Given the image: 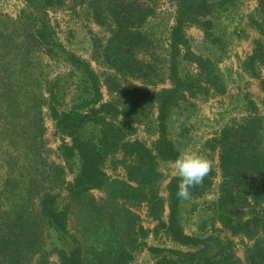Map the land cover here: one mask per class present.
Listing matches in <instances>:
<instances>
[{
	"label": "trees",
	"instance_id": "1",
	"mask_svg": "<svg viewBox=\"0 0 264 264\" xmlns=\"http://www.w3.org/2000/svg\"><path fill=\"white\" fill-rule=\"evenodd\" d=\"M28 1L40 5L43 12L41 17L33 12L24 14L22 34L11 29L14 33L7 29L6 23H0V40L4 49L11 50L13 55V61L8 66L4 63L3 67L0 96L5 97L6 102L0 105V117L11 123L12 117L18 118V112L22 110L25 113L22 124L18 125L23 130L20 136L23 141L17 142L11 137L5 144L3 134L8 133V129L3 126L4 130L0 131V158L6 165L0 172V182L4 187L3 203H6V206H0V264L25 263L24 257L30 252H40L39 264H47L48 238L43 233L47 228L53 229L61 240L58 248L61 264H128L138 237L144 234L138 225V214L132 209L133 204L146 200L155 210L154 215L160 218L162 200L156 192L154 194L157 158L176 159L179 155L164 132L169 111L187 96H207L210 91H225L213 60L196 55L198 72L195 74L181 71L180 67L181 59L189 60L190 45L185 27L196 23L208 38L212 22L206 17L212 13L214 4L209 0H175L177 13L170 27L171 50L166 70L172 86L155 94L162 133L156 142L155 154L142 143H133L137 146L133 151L136 159L127 167L128 180L136 182L132 185L124 180L108 179L101 169L104 157L126 144L122 131L126 123L122 120L116 125L106 118L107 114L112 116L118 112L119 103L111 101L96 107L101 94L98 74L88 63L72 56L70 59L76 70L56 77L47 86L41 67L32 63L34 49L38 47L57 58H66L56 49L61 45L52 39L44 11L47 5L65 0ZM69 1L84 3L93 21L109 32V37L98 44V56H102L114 70V75L105 80L108 90L119 89L126 77L144 82L142 86L131 85L127 89L131 94L129 101L134 105L121 108L124 114L135 115L142 101L147 99L146 85L164 78L162 59L157 54L152 52L148 60L139 57L154 44V39L143 32L142 24L154 12L157 0ZM257 1V18L252 22L259 37L254 39L244 67L260 79L264 91V72L261 74L258 70L259 66H264V0ZM25 24L28 25L25 27ZM181 48L187 50L183 54H187L185 58H180ZM61 78L65 82L66 78L71 80L65 90L69 102L60 89ZM43 90L49 94L48 106L57 119L58 129L71 136L70 144L63 142L60 145L61 153L66 161L76 157L79 162L73 182L66 183V186L63 185V168L48 162L43 155ZM138 92L144 94L139 101ZM244 121L235 127L225 125L219 136L212 139L220 149L222 176L215 208L222 224L232 233L240 232L255 238L254 244L247 249L249 259L252 262L260 260L264 264V153L256 138L262 119L254 115ZM87 126H92L93 135H86ZM15 145L20 149H11ZM68 165L71 168V163ZM208 178L206 175L201 184L190 190L197 193L196 189L209 185ZM179 180V177L172 178L168 185L171 212L168 223L162 227L172 238L193 243L192 238L183 233L175 216ZM39 184L48 187L40 191ZM58 186L60 188L52 192ZM92 188L104 189L105 197L95 198L89 192ZM70 214L77 221L76 226L82 235L80 241L68 229ZM74 243L76 246L72 247Z\"/></svg>",
	"mask_w": 264,
	"mask_h": 264
},
{
	"label": "rangeland",
	"instance_id": "2",
	"mask_svg": "<svg viewBox=\"0 0 264 264\" xmlns=\"http://www.w3.org/2000/svg\"><path fill=\"white\" fill-rule=\"evenodd\" d=\"M214 4V9L206 18L212 22L210 35L206 38L201 26L196 23L185 27V33L189 41L190 52L187 59L180 63L181 71L190 74L198 72L195 57L200 55L215 62L216 72L222 80L225 91L211 93L207 96L197 94L187 96L178 105L169 111L165 120V135L173 143L178 153L184 151H197L205 155L211 164L208 175L209 185L196 192L190 190L188 199L179 198L175 209V216L185 235L192 238L193 243H185L172 238L162 227L168 223L170 215V199L168 185L172 178L179 177L175 171L173 161L175 159L157 158L156 164V188L154 194L162 200L160 218L154 215L150 203L146 200L134 202L133 210L138 214V225L144 234L137 240V246L132 251V257L128 264H263L260 260L252 262L249 259L247 249L255 242L254 237H247L238 232L232 233L226 228L219 218L216 201L220 196V182L222 179L220 169V149L212 140L219 136L225 125L237 126L245 122L246 117L258 115L262 119L261 128L258 130V140L264 153V91L260 85V79L253 76L244 67L246 57L251 53L254 39L259 37L257 27L252 20L257 18V0H209ZM47 26L52 39L61 45L56 48L66 58H57L46 52L44 48L34 49L32 63L41 67L45 74L47 86L58 77L75 69V63L70 59L75 56L88 63L89 67L98 74L100 80V98L96 107L111 101L119 103L118 112L107 114V120H112L116 125L124 121L123 128L125 145L118 147L113 153L107 154L101 164V169L108 179H120L136 185L133 180L127 178V167L135 163L134 142L142 143L152 154L156 153V142L162 130L158 119V102L156 92L162 88L172 86L167 75V66L170 60V27L174 23L177 13L175 0H157L154 12L147 17L142 24V30L154 39L152 49L140 53L139 57L150 59L152 52L162 59V68L165 71L162 80L150 83L147 86V99L142 101L135 115L124 114L122 106H131L129 100L131 94L127 91L131 85L142 86L141 79L126 77L117 90L109 91L105 80L114 75V70L108 66L104 59L98 56V44L109 37V32L98 25L90 16L89 9L84 3L73 4L69 0L61 3L53 2L45 7ZM38 13L41 17L43 8L28 0H0V23H6L7 29L22 34L21 24L25 13ZM25 24L23 26H27ZM31 27V26H30ZM14 29L15 31L11 30ZM19 31V32H18ZM186 49L181 48L180 58H185ZM13 61L12 51L3 47L0 40V87L3 83L4 63L8 66ZM31 68V67H30ZM259 73L264 72V66H259ZM161 76V77H162ZM61 91L65 95L70 79L64 81L61 78ZM46 86H43L45 89ZM72 87V85H70ZM67 94V93H66ZM45 102L41 107L44 142L43 155L48 162L61 166L64 171L66 186L73 182L74 175L79 167L76 157L69 161L63 157L60 145L65 142L70 144L71 136L61 132L57 126V119L52 114L49 105L48 92L43 90ZM143 92L137 93L138 101L143 98ZM66 97V98H65ZM64 99L69 102V95ZM5 97L0 96V105L5 104ZM135 108V107H134ZM132 108V110L134 109ZM6 113V111H4ZM87 111L84 110V113ZM24 112H18V118L12 117V122L0 117V131L4 127L8 133L5 144L12 137L17 142L23 132L22 124ZM6 122V123H5ZM4 126V127H3ZM86 135H93L92 126H87ZM20 149L18 145L11 149ZM10 148V147H8ZM15 152V151H14ZM1 155V153H0ZM0 158V172L3 165ZM4 161V160H3ZM71 163V168L68 165ZM20 167V166H18ZM19 169V168H18ZM67 183V184H66ZM18 187V186H17ZM48 187L39 184L40 191ZM19 188V187H18ZM56 187L52 192L58 190ZM47 189V188H46ZM192 189V188H191ZM2 182H0V206L3 203ZM89 192L97 199L104 198L106 192L102 188H92ZM37 201V200H36ZM65 199H63V202ZM264 203V202H263ZM72 204V203H70ZM75 208L74 205H71ZM258 209V207L256 206ZM157 209V208H156ZM71 222L68 229L73 233L77 241L82 239L81 232L76 226L77 221L70 214ZM46 246L48 248L47 264H61L58 248L61 240L51 228L44 229ZM72 247L76 246L71 245ZM40 252H30L24 257L22 264H39Z\"/></svg>",
	"mask_w": 264,
	"mask_h": 264
},
{
	"label": "clouds",
	"instance_id": "3",
	"mask_svg": "<svg viewBox=\"0 0 264 264\" xmlns=\"http://www.w3.org/2000/svg\"><path fill=\"white\" fill-rule=\"evenodd\" d=\"M173 164L180 178L177 196L183 199L190 197V189L195 185L201 184L211 168L207 157L197 151L180 153L173 161Z\"/></svg>",
	"mask_w": 264,
	"mask_h": 264
}]
</instances>
